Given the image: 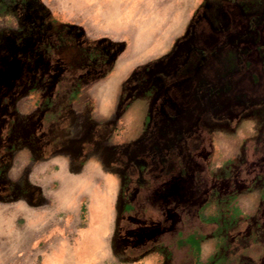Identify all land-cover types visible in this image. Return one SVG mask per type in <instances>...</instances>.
Wrapping results in <instances>:
<instances>
[{
  "label": "crops",
  "instance_id": "1",
  "mask_svg": "<svg viewBox=\"0 0 264 264\" xmlns=\"http://www.w3.org/2000/svg\"><path fill=\"white\" fill-rule=\"evenodd\" d=\"M31 1L0 0L13 32L0 44V212L27 225L39 210L33 223L49 225L52 193L56 209L74 214L67 225L81 222L83 207L87 216L73 241L49 233L43 250H23L13 262L15 250L0 248V264H27L33 254L41 257L36 264L111 256L114 226L127 209L144 208L146 196L156 212L183 215L179 223L190 230L175 240L204 264L230 237L251 241L247 256L264 262V99L247 97L231 118L195 116L205 112L195 99L200 79L222 82L239 67L234 47L231 57L217 50L203 59L204 41L222 43L193 30L198 11L176 26L154 5L145 11V0H41L36 13ZM241 77L231 75L237 83ZM218 92L214 102L222 104L226 95ZM165 98L179 109V124L163 114L151 136L155 104ZM161 127L168 138L191 129L193 155L157 160L148 149ZM52 181L56 188L48 189ZM189 235L196 247L185 243ZM233 241L227 248L243 256L244 245Z\"/></svg>",
  "mask_w": 264,
  "mask_h": 264
},
{
  "label": "rangeland",
  "instance_id": "2",
  "mask_svg": "<svg viewBox=\"0 0 264 264\" xmlns=\"http://www.w3.org/2000/svg\"><path fill=\"white\" fill-rule=\"evenodd\" d=\"M205 0H145L143 8L145 11L154 5V13L164 15L167 20L178 26L185 20H189V16H194L195 12L200 9ZM20 2V1H19ZM23 3L24 2H20ZM28 5L29 2H26ZM23 4L15 9L23 8ZM41 0H32L31 9L36 13L41 7ZM11 10L14 9L10 6ZM208 9V8H207ZM210 9V8H209ZM208 9V10H209ZM36 11V12H35ZM157 11V12H156ZM192 19V17H191ZM8 19L6 15H0V44L1 47L5 46L12 35V30L8 27ZM21 28V27H19ZM17 30H20V29ZM187 147V146H186ZM173 151H177L173 148ZM181 151V150H180ZM186 148H183L180 154L182 157L186 153ZM179 154V152H178ZM181 157V158H182ZM183 160V158H182ZM38 182V181H37ZM55 182L52 181L48 189H55ZM52 193H48V199L50 201L48 208V218L51 220L49 225L40 226L39 224H34L33 222L38 221L40 218L39 210H33L32 224H25V219L19 215L15 216L8 212H0V245L1 249L15 250V256L20 254L23 250H29L34 248V250H43L46 245V236L49 233H57L62 237H67L73 241V236L78 237L79 227L85 226V218L87 216V210L83 207V214L81 215V222L76 225H67L69 219L71 220L74 214L71 211H61L56 209L55 204H53V198H50ZM155 198V197H154ZM151 199V198H150ZM158 200L157 198H155ZM144 208H132L127 209L124 214V221L119 226H114L112 231L111 240L108 241V246L111 248V256H91V257H80L81 264H204L202 260H198L195 251L186 249L185 247L179 245L176 242V238L190 230L189 226L180 225V221L183 219L178 213H168V210H161V212H156L157 210L149 208L152 207V202L147 201V196L145 197ZM153 200V199H152ZM154 200V201H156ZM217 199L214 198L213 202L216 204ZM87 204V202H85ZM217 205V204H216ZM218 209H213L211 212L215 213ZM172 211V210H171ZM189 213L194 216L195 212L189 211ZM227 214L228 212H224ZM216 214V213H215ZM175 216V217H174ZM228 216H230L228 214ZM6 217V219H3ZM170 217V218H169ZM172 217V218H171ZM167 218V220H166ZM173 218H175L173 220ZM189 220L188 216L184 217ZM165 220V221H164ZM84 221V222H83ZM57 224H56V223ZM179 223V224H178ZM230 224V221L229 223ZM206 225L203 227V229ZM224 228L228 225L224 224ZM231 225H229V228ZM237 229V228H235ZM180 230V231H178ZM199 235L200 228L196 231ZM226 237H223L226 240ZM233 237H230L229 242H224L225 251L223 253H218L216 250V255L213 258L208 259L205 264H255L254 257L247 256L248 253L247 246L251 244V241H233ZM235 239V237H234ZM31 240V241H30ZM218 243L221 244L222 237L218 239ZM232 241L237 244H243L242 248L245 250L243 256L239 257L232 255L231 250L227 248L232 244ZM221 248V247H220ZM236 249V247H234ZM253 249V248H252ZM237 250V249H236ZM12 256L7 258L11 262L18 259L23 260L22 257ZM29 258V259H28ZM27 261L30 264H36L37 261H41V257L33 254L32 257H28ZM27 263V262H26ZM27 263V264H28ZM21 264H24L23 261ZM258 264V263H257ZM264 264V262H261Z\"/></svg>",
  "mask_w": 264,
  "mask_h": 264
},
{
  "label": "flooded vegetation",
  "instance_id": "3",
  "mask_svg": "<svg viewBox=\"0 0 264 264\" xmlns=\"http://www.w3.org/2000/svg\"><path fill=\"white\" fill-rule=\"evenodd\" d=\"M207 8L210 9L208 10ZM192 28L207 34L206 37L211 35L218 36L219 43H222L216 47L209 48V43L204 41V44H207L208 47H203V59L215 55L217 50H221L226 57H231L232 52L229 47L233 46L239 63V67L233 73H240L242 76L239 79V83L232 80L231 75L233 73H229L222 82L208 79L207 76L206 79H200L195 99L201 106L203 105L204 111L207 112L198 114L194 110L195 116L200 118L207 115V118L211 121H215L216 117L221 116L231 118L236 115L237 109L243 110L246 107L249 102L247 97L253 98V102L254 100H263L264 0H205L196 14ZM241 45L242 47L239 51L237 48ZM219 67V74H221L225 66L221 62ZM217 92L218 94L226 95V101L222 104L214 102V94ZM170 98L175 100L172 95H170ZM166 99L157 101L155 104L157 123L150 133V135L152 134L151 136L156 132V126L160 127L163 123V114L168 118L166 120L175 122L176 125L179 124L177 122L179 109L173 102L170 103ZM192 105L194 104L192 103ZM161 131L162 138H157V141L153 142V145H150L151 148L148 149L153 156L155 155L154 157L157 160H165L171 156H178L181 159L182 155L180 152L183 148L187 150L182 157L183 159L193 155L191 145L188 142V136L192 133L191 129H180L174 136L172 135V138H168L169 132L165 131V129L162 128ZM173 148L177 151L174 152ZM182 172H184V169H182ZM184 173L181 174V177H184ZM197 181L199 184V182L204 180L198 176ZM157 192L153 193L152 197L156 196ZM173 201L171 203L175 205L176 203Z\"/></svg>",
  "mask_w": 264,
  "mask_h": 264
},
{
  "label": "trees",
  "instance_id": "4",
  "mask_svg": "<svg viewBox=\"0 0 264 264\" xmlns=\"http://www.w3.org/2000/svg\"><path fill=\"white\" fill-rule=\"evenodd\" d=\"M185 243L189 244L190 246H195L197 245V242L195 240H192V236H187V238H185Z\"/></svg>",
  "mask_w": 264,
  "mask_h": 264
}]
</instances>
